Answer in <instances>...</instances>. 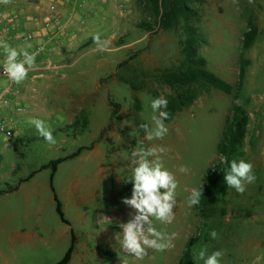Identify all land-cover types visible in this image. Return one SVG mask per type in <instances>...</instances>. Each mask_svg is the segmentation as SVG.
<instances>
[{"label":"rangeland","instance_id":"1","mask_svg":"<svg viewBox=\"0 0 264 264\" xmlns=\"http://www.w3.org/2000/svg\"><path fill=\"white\" fill-rule=\"evenodd\" d=\"M195 8L203 17L201 29L208 42L202 54L209 70L236 86L242 55L248 62L243 92L250 121L237 161L253 165L255 183L243 194L228 188L220 205L226 214L199 222L188 197L193 188L203 186L219 161L217 143L230 116L231 98L211 89L173 121L164 122L168 132L162 139L146 140L139 125L154 127L153 94H170L156 75L179 64L183 31L139 28L136 0H88L80 13L76 11L77 36L65 38V28L53 39L58 48L50 61L66 67L28 73L19 85L0 79V92L9 102L0 105V122L13 134L7 141L0 129V264H57L70 246V229L77 238L70 264H180L192 237L198 240L192 248L195 264H204L199 259L203 248L208 255L221 251L220 264H264V0H204ZM68 17L59 20V29ZM249 30L254 39L244 51L243 35ZM97 34L105 51L93 42ZM6 42L21 50L17 42ZM5 58L0 48V66ZM126 60L128 64L118 68ZM124 81L142 89L135 91ZM111 103L120 105L112 122ZM84 115L85 129L67 126L77 119L83 122ZM31 119L46 122L54 145L39 136ZM82 147L77 158L58 167L54 179L67 226L56 213L50 169L20 181ZM152 147L165 149L158 155L178 182L175 218L171 224L153 218V226L175 233V238L173 247L163 252L148 249L140 260L123 253L119 225L135 212L122 203L132 194L133 185L127 182L134 167L131 153ZM182 166L186 172L179 170ZM213 230L216 239L210 235Z\"/></svg>","mask_w":264,"mask_h":264},{"label":"trees","instance_id":"2","mask_svg":"<svg viewBox=\"0 0 264 264\" xmlns=\"http://www.w3.org/2000/svg\"><path fill=\"white\" fill-rule=\"evenodd\" d=\"M204 0H136L137 9L141 16L139 28L145 30L174 31L182 29L183 38L180 39L181 60L173 68L160 70L156 79L165 87H168L170 94L165 98L168 101L167 109L169 119L168 123L182 111L191 107L203 94H207L211 89L218 90L231 98L230 116L227 119L222 139L217 146L219 161L207 174L202 186V197L199 205L193 206L196 218L200 223L205 222L216 215L224 216L226 211L220 208L222 201L228 195V187L224 182V174L230 169V163L233 159L237 160L241 155V148L248 134L249 115L246 109L247 100L244 97V82L246 77V66L248 62L243 58L240 60V71L238 83L233 86L208 68L207 59L203 56V46L208 42L205 33L202 31V14L195 8L196 5ZM254 33L246 31L243 35V50L246 51L253 43ZM128 61H123L118 68H123ZM113 76V75H112ZM133 90H141L133 82L124 81ZM158 98L156 94H153ZM239 101V103H238ZM138 102V101H136ZM112 111L110 122L118 116L120 105L111 103ZM138 111L140 106L136 105ZM86 116L83 122L79 119L67 125L68 127L79 128L82 130L87 127ZM110 126V125H109ZM84 148H79L74 153L52 160L46 165L34 171L21 183L28 182L38 172L50 169V189L53 193V199L56 205V213L61 222L70 226L66 219L63 204L59 199L54 186V179L58 172V167L67 160L77 158ZM223 158V159H222ZM224 160V161H223ZM19 185L11 187L9 192L18 190ZM197 237H192L186 244L180 264H195L193 262L192 248L198 241ZM77 243L76 235L71 229V243L64 257L57 264H70L75 252Z\"/></svg>","mask_w":264,"mask_h":264},{"label":"clouds","instance_id":"3","mask_svg":"<svg viewBox=\"0 0 264 264\" xmlns=\"http://www.w3.org/2000/svg\"><path fill=\"white\" fill-rule=\"evenodd\" d=\"M12 0H0V4L8 5ZM254 0H249L253 3ZM236 3V0H233ZM93 42L97 45L99 51H105L104 42L101 41L100 35L92 37ZM31 44H26L25 48L18 51L11 47L6 41L0 40V48L4 50L6 55L3 63V73L10 81L15 84H21L28 77V72L36 67V57L38 51L29 52ZM41 49L40 51H42ZM22 59H19L20 57ZM7 103V101H5ZM239 103V101H238ZM168 101L164 97L152 99L151 108L153 115L151 117L154 127L149 128L147 124H140L139 128L144 131L145 139L152 141L154 139H162L167 134L168 128L164 121L169 119L167 109ZM34 125L39 136L48 144L54 145L56 140L52 130L42 119H31L29 121ZM11 135L9 132L5 134V139ZM164 148H139L132 151V161L134 165L132 169V177L127 182L132 183V194L130 198H123L122 203L135 212L127 223H121L119 227L122 229V236L119 238V245L123 253L134 256L136 259L142 260L148 255V249L163 252L173 247V239L175 233L170 235L157 230L153 226V218L162 224H171L175 218L173 208L176 206V193L178 187L174 175L164 168L158 153H163ZM155 157V159H149ZM223 159V158H222ZM186 172L185 167L179 169ZM257 177L253 172V165L241 159L239 161L233 159L230 163V169L224 174V182L228 188L235 189L236 192L243 194L248 184L255 183ZM202 185L200 188H193L188 197V206H196L201 202ZM213 239H216L218 233L213 230L210 233ZM223 253L214 251L210 255L207 249L203 248L199 251V259L204 264H220V258Z\"/></svg>","mask_w":264,"mask_h":264},{"label":"built area","instance_id":"4","mask_svg":"<svg viewBox=\"0 0 264 264\" xmlns=\"http://www.w3.org/2000/svg\"><path fill=\"white\" fill-rule=\"evenodd\" d=\"M31 4L39 3L40 0H28ZM43 1V0H42ZM50 1L48 10L45 15H35L31 17L32 23L36 26L37 31H41L43 35L42 41H39L32 48H28L27 51L35 52L38 51L39 55L36 57V67L34 69L29 70L28 73L37 72V71H56L66 67V65H55L52 61H50V55L57 51L58 42H53V39L57 37V34L60 33V27L58 25L59 19L54 14L55 5L54 0H44ZM76 0H64L66 4H72ZM81 1V0H78ZM85 1V0H83ZM22 11H25L23 6H15L11 11H2L0 10V40H14L21 44H31L36 41L38 38L35 31H23L19 32L16 30V23L21 18ZM58 27V28H57ZM43 49L42 51H40ZM21 56L19 59H22ZM7 78L3 73V63L0 66V79ZM8 79V78H7ZM5 93L0 92V105L8 104V99H5ZM10 94V93H9ZM7 101V103H5ZM1 131L9 135L8 138H12L13 134L10 130L6 129L5 122H0ZM224 161V160H223Z\"/></svg>","mask_w":264,"mask_h":264},{"label":"crops","instance_id":"5","mask_svg":"<svg viewBox=\"0 0 264 264\" xmlns=\"http://www.w3.org/2000/svg\"><path fill=\"white\" fill-rule=\"evenodd\" d=\"M88 0H81V1H74L72 4H66L64 2V0H54V14L58 17L59 20H63V18L68 17L69 12H72V16H69L66 20V24H63V26L65 25V27L61 28L60 31L64 30L65 28L68 29L69 32L66 33L65 38H70L73 37L75 38L78 34V32L75 33V31H73V29H77V25H76V19L78 18V14H76V11H78V13H80L81 9L85 3ZM13 4H17L18 6L20 4H24L27 5L25 8V11L20 12L21 13V18L20 20L16 23V30H18L19 32H23V31H35L38 38H36V41L34 43H31L32 47L33 45H35L36 43H38L39 41H42L43 37V33L41 31H37L36 26L32 23L31 21V17L35 16V15H45L50 1H42L40 0V2L38 4H29L27 0H12V2L8 5H3L0 4V10L2 11H11L12 8L14 7ZM75 13V14H74ZM75 18V19H73ZM78 30V29H77ZM70 31L72 32V35L70 33ZM3 41H8V42H17L14 40H3ZM19 44V46L21 47V49L25 48V44H21L19 42H17ZM31 47V48H32ZM221 141V140H220ZM219 142L217 143L218 146ZM217 150V149H216ZM70 233H71V229H70Z\"/></svg>","mask_w":264,"mask_h":264}]
</instances>
